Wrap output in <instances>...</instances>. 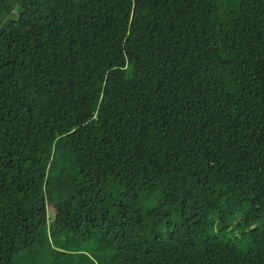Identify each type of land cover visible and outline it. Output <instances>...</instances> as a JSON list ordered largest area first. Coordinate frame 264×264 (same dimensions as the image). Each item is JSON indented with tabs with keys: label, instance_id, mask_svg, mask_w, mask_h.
<instances>
[{
	"label": "trees",
	"instance_id": "1",
	"mask_svg": "<svg viewBox=\"0 0 264 264\" xmlns=\"http://www.w3.org/2000/svg\"><path fill=\"white\" fill-rule=\"evenodd\" d=\"M0 264H264V0H0Z\"/></svg>",
	"mask_w": 264,
	"mask_h": 264
},
{
	"label": "rangeland",
	"instance_id": "2",
	"mask_svg": "<svg viewBox=\"0 0 264 264\" xmlns=\"http://www.w3.org/2000/svg\"><path fill=\"white\" fill-rule=\"evenodd\" d=\"M49 196H46V200H49ZM46 217L48 219L47 222V229L51 230L53 224H54V219L58 216L59 211L57 209V206L51 204V203H46Z\"/></svg>",
	"mask_w": 264,
	"mask_h": 264
}]
</instances>
